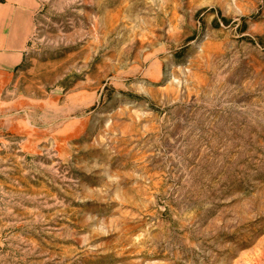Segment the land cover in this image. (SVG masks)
<instances>
[{"label": "rangeland", "instance_id": "374dc122", "mask_svg": "<svg viewBox=\"0 0 264 264\" xmlns=\"http://www.w3.org/2000/svg\"><path fill=\"white\" fill-rule=\"evenodd\" d=\"M34 1L0 264H264V0Z\"/></svg>", "mask_w": 264, "mask_h": 264}, {"label": "crops", "instance_id": "0c3cea01", "mask_svg": "<svg viewBox=\"0 0 264 264\" xmlns=\"http://www.w3.org/2000/svg\"><path fill=\"white\" fill-rule=\"evenodd\" d=\"M35 8L34 0L0 2V93L23 63Z\"/></svg>", "mask_w": 264, "mask_h": 264}, {"label": "trees", "instance_id": "16d2710c", "mask_svg": "<svg viewBox=\"0 0 264 264\" xmlns=\"http://www.w3.org/2000/svg\"><path fill=\"white\" fill-rule=\"evenodd\" d=\"M3 0H0V2H2Z\"/></svg>", "mask_w": 264, "mask_h": 264}]
</instances>
